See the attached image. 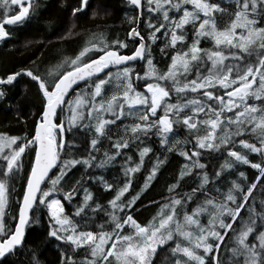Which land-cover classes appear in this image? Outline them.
Instances as JSON below:
<instances>
[{"label": "snow or ice", "instance_id": "1", "mask_svg": "<svg viewBox=\"0 0 264 264\" xmlns=\"http://www.w3.org/2000/svg\"><path fill=\"white\" fill-rule=\"evenodd\" d=\"M127 3L121 38L101 24L78 30L108 14L103 0H60L69 24L57 42L79 38L73 57L0 75V101H15L18 122L25 96L11 89L22 78L42 101L30 132L0 131V264H49L53 241L56 264H264V0ZM41 7L0 0V41ZM168 153L184 163L142 223ZM241 165L256 170L251 180ZM109 169H119L111 182ZM89 184L111 198L101 204Z\"/></svg>", "mask_w": 264, "mask_h": 264}, {"label": "trees", "instance_id": "2", "mask_svg": "<svg viewBox=\"0 0 264 264\" xmlns=\"http://www.w3.org/2000/svg\"><path fill=\"white\" fill-rule=\"evenodd\" d=\"M72 2V0H69ZM103 3L108 8V14L104 15L102 19H89L88 17H83L79 21L78 30L83 33H87L89 30H95L94 25L101 24L104 25L100 31H104L106 34H119L123 38L124 33L128 29V25L125 23V13L130 12V5L125 0H103ZM41 9L37 17L33 18L31 22L26 23L23 27H18L14 29L13 38L5 43L0 41V75L5 71L12 68L19 67H30V60H35L37 64L44 61L45 65L52 67L60 63L65 57H73L74 53L78 50L79 38L73 37L64 41L57 42V34L63 32L68 24L69 17L67 11L60 7V0H41ZM50 21H55V26L50 25ZM218 21V26H219ZM86 38V36H85ZM202 47H211L210 44H205L202 42ZM62 55V56H61ZM153 56L155 60L160 61L157 64V68L165 69L167 61L163 56L153 48ZM37 57H40L38 60ZM13 93H20L21 91L25 96L24 113H21L23 120L18 122L16 119L17 113L15 111V101H0V131H7L11 135H25L32 130V113L39 111L41 107V96L37 92L35 85L29 82L27 77H24L16 84L14 89H11ZM174 102V101H173ZM12 104L11 110L9 109V104ZM131 123V121H128ZM155 139V138H154ZM183 139V137H181ZM249 142H254L252 138L245 137ZM148 146L154 148L155 151L160 155V158L165 159V153L156 148V145L152 142H147ZM110 147L109 145H105ZM237 150H241L237 148ZM103 151V148H102ZM133 159H136L133 153ZM155 159V157H153ZM249 159L253 162H258L260 159L257 154H249ZM119 163V161H118ZM184 163L183 159L179 158L177 155L171 153L167 154V161L164 167L161 169L159 174L158 183L155 187L147 194V198L144 200L145 207L139 208V214L136 217L140 222L144 223L151 219L155 215L157 208L153 206H148V200H160L161 194L165 192L167 184L173 183L174 181L171 177L178 174L180 166ZM146 166L148 165L147 158L145 160ZM82 171V169H81ZM239 171L245 172L246 176L251 180V178L256 173L255 169L250 168L247 165H241ZM103 172L97 171L95 173L89 172L88 175H103ZM119 175V169H109L108 174L105 179L111 182L113 176ZM79 176V172L75 173L74 178ZM234 178V177H233ZM141 183L142 178H141ZM192 183V182H190ZM90 190L97 195H101L99 202L104 204L107 199L111 196L106 193H100L98 188L92 187V185H86ZM194 187L195 184L192 183ZM67 187V186H66ZM19 188V185H17ZM188 187L184 188V191H189ZM260 197L257 196V199ZM78 200H74L73 204H78ZM66 211L71 212L73 209L69 205H65ZM10 214H15L16 208L15 203H12V207L9 210ZM201 222H206V218L202 217ZM34 231L33 236L39 235L43 232L44 226L33 225ZM171 243V242H170ZM56 242L53 241L52 244L48 245L45 251L44 258L49 262V264H56L58 252L55 247ZM84 253H81L83 256Z\"/></svg>", "mask_w": 264, "mask_h": 264}, {"label": "rangeland", "instance_id": "3", "mask_svg": "<svg viewBox=\"0 0 264 264\" xmlns=\"http://www.w3.org/2000/svg\"><path fill=\"white\" fill-rule=\"evenodd\" d=\"M62 56V55H61Z\"/></svg>", "mask_w": 264, "mask_h": 264}, {"label": "water", "instance_id": "4", "mask_svg": "<svg viewBox=\"0 0 264 264\" xmlns=\"http://www.w3.org/2000/svg\"><path fill=\"white\" fill-rule=\"evenodd\" d=\"M127 1V0H126Z\"/></svg>", "mask_w": 264, "mask_h": 264}]
</instances>
